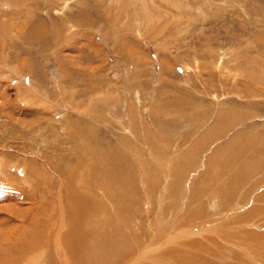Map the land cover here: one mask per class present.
Masks as SVG:
<instances>
[{"label":"rangeland","instance_id":"1","mask_svg":"<svg viewBox=\"0 0 264 264\" xmlns=\"http://www.w3.org/2000/svg\"><path fill=\"white\" fill-rule=\"evenodd\" d=\"M0 264H264V0H0Z\"/></svg>","mask_w":264,"mask_h":264},{"label":"bare ground","instance_id":"2","mask_svg":"<svg viewBox=\"0 0 264 264\" xmlns=\"http://www.w3.org/2000/svg\"><path fill=\"white\" fill-rule=\"evenodd\" d=\"M79 247H80V245H79ZM80 251H84L82 247H81V250H80ZM69 254H70V253L68 252V255H69ZM70 255H71V254H70ZM65 257H66V256H65ZM67 258H68V256H67Z\"/></svg>","mask_w":264,"mask_h":264}]
</instances>
